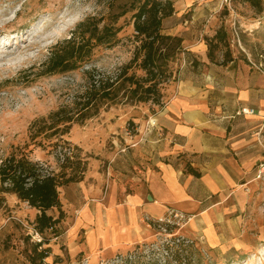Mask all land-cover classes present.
<instances>
[{
  "label": "rangeland",
  "instance_id": "1",
  "mask_svg": "<svg viewBox=\"0 0 264 264\" xmlns=\"http://www.w3.org/2000/svg\"><path fill=\"white\" fill-rule=\"evenodd\" d=\"M222 1L207 0L208 7L193 11L207 12L202 24L208 27V36L204 38H211L219 29L226 34L209 64L235 59L264 73V0L258 7L239 0L228 5ZM136 7H131V0H0V160L25 155L46 172L58 175L63 172L64 159L70 157L81 164L75 174L78 179L89 168H105L109 156L150 137V115L158 106L153 109L150 103H136L121 84L115 85L118 88L111 101L93 103L85 110L81 107L90 85L97 88L99 81L114 80L132 61L139 46L132 27ZM209 12H213L212 18ZM87 19L99 30L107 26L118 29L114 40L102 45L92 41L73 70L43 75L41 64L53 48L68 40ZM172 25L164 19L162 33L170 34ZM178 67L179 61L171 65V75L160 90L173 81ZM129 75L141 78L144 73L134 63L127 69ZM67 118L72 122L61 124ZM253 184L244 191L246 200L240 213L244 248L209 249L200 237L186 234L191 241L185 245L145 253L138 247L132 251V259L125 254L122 262L111 258L104 264H264V182ZM34 213L26 203L0 189V264H39L33 253L38 243L31 237ZM48 214L58 215L55 211ZM61 221L57 231L41 234L43 241L37 247V251L49 249L47 258L52 257L53 264H61L50 249L64 226ZM47 258L42 264H49Z\"/></svg>",
  "mask_w": 264,
  "mask_h": 264
},
{
  "label": "crops",
  "instance_id": "2",
  "mask_svg": "<svg viewBox=\"0 0 264 264\" xmlns=\"http://www.w3.org/2000/svg\"><path fill=\"white\" fill-rule=\"evenodd\" d=\"M168 1L169 35L182 41L175 78L161 90V107L149 105V138L58 188L64 226L50 249L61 264L127 254L152 240L144 219L169 210L191 216L184 234L209 249L245 247L240 213L262 159L254 133L264 118V73L235 59L209 64L207 12H193L207 0Z\"/></svg>",
  "mask_w": 264,
  "mask_h": 264
},
{
  "label": "trees",
  "instance_id": "3",
  "mask_svg": "<svg viewBox=\"0 0 264 264\" xmlns=\"http://www.w3.org/2000/svg\"><path fill=\"white\" fill-rule=\"evenodd\" d=\"M258 7L260 0H239ZM137 5L132 16V27L136 34L139 46L136 48L129 66L121 69L114 80L99 81L90 85L85 92L84 101L81 107L85 110L93 103L103 104L111 101L116 96V87L121 84L125 87L130 99L136 103L155 105L161 107V85L171 75L170 67L179 61L182 52V41L176 36L162 33V21L172 15V4L168 0H131V7ZM90 19L77 25L68 40L61 45L55 46L45 61L41 64L44 68L43 75L64 73L74 69V65L81 61L84 50L89 51L91 42L94 45H102L112 42L118 29L103 27L98 29L97 24L90 26ZM81 34V35H80ZM87 34V37H83ZM226 34L223 29L215 32L211 38H205L207 45V58L213 60L214 52L224 42ZM113 39V40H112ZM224 62H228L224 60ZM138 63V68L144 73L141 78L135 75L127 76V69L132 64ZM117 84V85H116ZM116 85V86H115ZM58 115V114H56ZM65 125L71 123V118L60 121ZM51 128V127H50ZM54 127H52L51 129ZM72 159V158H71ZM66 157L61 165L60 174L46 172L39 164L32 162L25 155L15 157L10 155L0 160V189L3 193L14 195L18 201L26 203L28 207L37 210L33 223L34 229L42 234L52 229L63 218L58 198V188L62 184L76 181L75 174L81 164L72 162ZM70 170L71 174H66ZM195 174V173H194ZM57 209L56 218L48 212ZM41 244H37L40 247ZM33 248L34 257L42 264V260L48 257L49 249L37 251ZM34 262V259L32 260ZM34 264V263H33Z\"/></svg>",
  "mask_w": 264,
  "mask_h": 264
},
{
  "label": "built area",
  "instance_id": "4",
  "mask_svg": "<svg viewBox=\"0 0 264 264\" xmlns=\"http://www.w3.org/2000/svg\"><path fill=\"white\" fill-rule=\"evenodd\" d=\"M231 0H223L224 5H228ZM234 35L237 36L236 32ZM256 112L250 109H240L237 112V115H254ZM255 135L256 145L258 146L262 159L256 166V172L254 176V180L264 182V118H262L260 126L257 128ZM192 220V217L189 215H185L180 212H176L174 210H169L167 213L159 218L152 219L146 217L144 221L152 228L153 236L152 240L146 244H142L141 246H137L143 248L144 253L147 249H152L150 251L158 250V247L163 248L168 245H185L187 242L191 240L184 234V228L188 225V223ZM52 230V229H50ZM32 239L41 244L43 241L42 235L36 230H32L31 234ZM135 248V249H136ZM133 249L132 251H134ZM148 250V251H149ZM130 251L126 254L128 259H132L133 252ZM132 252V253H131ZM131 253V254H130ZM124 255H117L114 257V262H122ZM105 260H99L95 264H104ZM80 264H90L88 258H83L80 261Z\"/></svg>",
  "mask_w": 264,
  "mask_h": 264
},
{
  "label": "bare ground",
  "instance_id": "5",
  "mask_svg": "<svg viewBox=\"0 0 264 264\" xmlns=\"http://www.w3.org/2000/svg\"><path fill=\"white\" fill-rule=\"evenodd\" d=\"M25 28H26V27H25ZM23 30H24V29H23ZM0 42H1V41H0ZM8 45H9V44H8ZM8 45L5 44V47L8 46Z\"/></svg>",
  "mask_w": 264,
  "mask_h": 264
}]
</instances>
